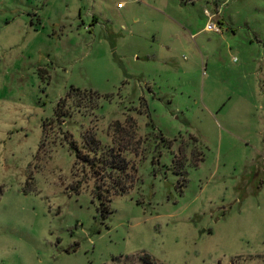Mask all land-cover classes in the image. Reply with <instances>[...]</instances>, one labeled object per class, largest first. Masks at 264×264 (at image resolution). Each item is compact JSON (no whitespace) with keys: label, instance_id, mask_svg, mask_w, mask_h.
I'll return each mask as SVG.
<instances>
[{"label":"rangeland","instance_id":"374dc122","mask_svg":"<svg viewBox=\"0 0 264 264\" xmlns=\"http://www.w3.org/2000/svg\"><path fill=\"white\" fill-rule=\"evenodd\" d=\"M118 1L0 0V264H264V0Z\"/></svg>","mask_w":264,"mask_h":264},{"label":"trees","instance_id":"16d2710c","mask_svg":"<svg viewBox=\"0 0 264 264\" xmlns=\"http://www.w3.org/2000/svg\"><path fill=\"white\" fill-rule=\"evenodd\" d=\"M71 89H73L72 86H71ZM70 91H71V90H70ZM60 102H61V100H59L58 103H57V105H56V110H55V114H56V116H60V115H63V114L66 113V111H65V112L60 111V109H59V106H60L59 104H60ZM95 140H96V139H95L94 137H92V139H91V138H90V139H87L86 142L89 143V144H92ZM72 146H73V145H72ZM80 151H81V150H79V149L76 150L77 157H80V156H81ZM92 151H93V155H92V156H94V158H95V153H94V152L97 151V145H93V149H92ZM82 158H83V159H87V160L90 159V158L88 159V155H86V153H85V155H84V154L82 155ZM90 160H91V159H90ZM95 160H96V159H95ZM97 162L100 163V164H104L103 162H106V163H107L108 161H107L106 159H104L103 157H98ZM113 165H114V164H111V166H113ZM108 171H109V169H108ZM103 207L105 208V206H103ZM140 259L143 260V262H144L145 264H152V263H154V260L152 259L150 253H148V252H146V251H143V253L140 254Z\"/></svg>","mask_w":264,"mask_h":264},{"label":"built area","instance_id":"2783aa9c","mask_svg":"<svg viewBox=\"0 0 264 264\" xmlns=\"http://www.w3.org/2000/svg\"><path fill=\"white\" fill-rule=\"evenodd\" d=\"M125 1H126V0H120V1H118V2H117V6H118V7L123 6L124 3H125ZM212 25H213V22H209V23L207 24V27H211Z\"/></svg>","mask_w":264,"mask_h":264},{"label":"crops","instance_id":"0c3cea01","mask_svg":"<svg viewBox=\"0 0 264 264\" xmlns=\"http://www.w3.org/2000/svg\"><path fill=\"white\" fill-rule=\"evenodd\" d=\"M127 1H130V0H126L125 3H126ZM125 3H124V4H125ZM123 6H124V5H123ZM123 6H121V7H118V6H117V7H118V8H122Z\"/></svg>","mask_w":264,"mask_h":264}]
</instances>
